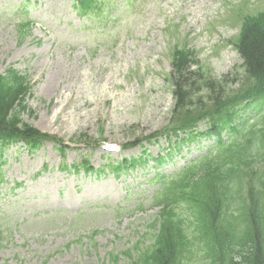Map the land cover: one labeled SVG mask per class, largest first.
<instances>
[{
  "label": "rangeland",
  "instance_id": "obj_1",
  "mask_svg": "<svg viewBox=\"0 0 264 264\" xmlns=\"http://www.w3.org/2000/svg\"><path fill=\"white\" fill-rule=\"evenodd\" d=\"M230 1L244 0H106L105 14L88 23L73 0H0V71L13 65L29 75L33 113L24 120L70 145L65 156L48 142L33 153L23 143L3 152L0 264H114L111 251L148 243L158 212L149 206L158 188L150 182L152 161L149 172L126 174L64 172L60 166L87 159L98 169L142 153V146L117 149L168 125L175 104L170 55L177 43L207 46L200 51L205 79L238 87L243 62L227 40L239 28L224 22L232 20ZM263 8L264 0L251 5L255 12ZM26 19L35 25L20 43L16 24ZM106 143L116 149L110 156ZM144 145L154 156L168 151L163 138L160 145ZM200 146L191 143L188 160L202 152ZM168 156L163 173L186 162ZM142 201L143 212L135 210ZM117 264L130 262L121 256Z\"/></svg>",
  "mask_w": 264,
  "mask_h": 264
},
{
  "label": "trees",
  "instance_id": "obj_2",
  "mask_svg": "<svg viewBox=\"0 0 264 264\" xmlns=\"http://www.w3.org/2000/svg\"><path fill=\"white\" fill-rule=\"evenodd\" d=\"M239 48L247 75L239 92L228 94L214 88L216 92L209 98L212 104L199 99L198 111L191 113L186 111L193 104L190 97L194 86L178 83L176 112H186L178 116L179 120L186 119L181 128L193 126L201 119L224 118L217 125L221 129L233 119L230 113L242 96L245 100L264 97V14L243 31ZM28 91L25 76L13 71L0 74V147L10 139L26 140L33 148L41 140L53 139L21 119L20 114L27 109ZM201 115V119L189 123L190 118ZM186 173L193 189L203 183L200 191L190 192L188 197L192 209V204L198 207L203 194L197 233H186L182 219L171 207L178 200L181 185L173 184L158 201L167 207L162 214L168 222L157 228L152 248L134 259L133 264H183L191 254H202L205 264H264V118L243 140L235 139L222 146Z\"/></svg>",
  "mask_w": 264,
  "mask_h": 264
}]
</instances>
